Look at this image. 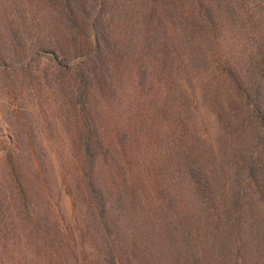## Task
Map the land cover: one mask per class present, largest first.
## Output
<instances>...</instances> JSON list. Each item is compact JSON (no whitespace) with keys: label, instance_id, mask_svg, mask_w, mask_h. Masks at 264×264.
<instances>
[{"label":"rangeland","instance_id":"obj_1","mask_svg":"<svg viewBox=\"0 0 264 264\" xmlns=\"http://www.w3.org/2000/svg\"><path fill=\"white\" fill-rule=\"evenodd\" d=\"M49 1L0 0V154L10 146L30 150L24 157L40 166L46 179L41 187L55 215L83 228L85 208L92 220L89 202L67 191L76 175V154L70 150L79 142L70 138L68 129L75 122L65 99L74 93L75 82L59 65L63 58H73L72 32ZM81 1L90 40L95 39L91 23L100 15L101 51L116 99L111 115H127L142 136L155 128L154 141L146 136L142 142L154 143L162 156L168 155L156 159L161 164L147 160L151 178L159 184L158 222L169 224L170 217L181 214L185 219L179 225L196 231L212 217L207 235L216 244V255L264 264V130L251 124V106L246 105L258 100L264 106V0H209L212 20L204 30L192 24L190 0H165L170 11L159 30L146 23L149 0H105L102 6L103 0ZM227 66L248 84L246 98L235 92L223 69ZM143 68H154L153 74L164 68L156 76L163 85L148 94L151 84L146 83L138 95L134 73ZM138 96L145 102L132 105ZM185 134L188 150L178 141ZM131 139L139 143L135 133ZM181 152H188L189 166L201 169V184L187 180L184 168L175 172L174 156ZM6 185L0 164V195L9 202ZM108 191V209L118 214L116 196ZM152 199L154 203L156 197ZM0 208L6 207L0 203ZM88 225L82 233L94 238Z\"/></svg>","mask_w":264,"mask_h":264},{"label":"trees","instance_id":"obj_2","mask_svg":"<svg viewBox=\"0 0 264 264\" xmlns=\"http://www.w3.org/2000/svg\"><path fill=\"white\" fill-rule=\"evenodd\" d=\"M149 1L150 12L145 15L146 23L148 27L156 25L155 29L159 30V24L170 11L169 6H166L165 0ZM49 2L58 11L61 23L72 32L70 44L74 47L73 58H63L62 62L55 50L51 52L75 82L72 86L74 93L65 99L72 108L75 122V128L68 129L72 131L70 138L79 142L70 150L76 154L75 160L72 159L76 175L72 179L73 186H67V191L75 199L87 198L92 220L90 222L85 208L80 221L83 228L64 223L55 215L57 212L41 187L46 179L40 166L33 157L26 159L30 150L14 146L5 148L0 154L2 181L11 194L9 202L3 193L0 195V203L6 207L0 208V264H241L239 260L231 262L223 255H216V244L213 240L209 242L207 235L212 217L207 218L203 226L200 224L196 231H188L186 226L179 225L185 219L181 214L177 218L170 217L173 220L171 227V223L158 222L156 216L160 214L155 208H161L159 184L151 178L147 160L154 159L161 164L156 159L167 157L164 159L167 160L168 155L162 156L154 143L142 142L146 136L154 141L157 135L155 128L142 136L140 131L130 126L127 115L124 117L121 111H115L116 116L110 113L113 112L111 104L116 99L108 81L110 69L101 51V42L105 37L100 34V15L91 23L95 39L90 40L83 28L84 6L81 0ZM189 7L190 18L195 20L192 24L204 30L207 22L212 20L209 0H190ZM196 21L207 24L204 27ZM74 61L78 63L73 65ZM78 64L81 66L78 67ZM153 69L135 71L138 95L142 94L147 84H151L148 94L163 85L156 76L158 72H164V68H156L154 74ZM223 69L235 92L246 98L248 84H243L230 67ZM101 98L109 99L102 105ZM142 99L135 97L131 103H144ZM252 103H246L248 109L251 106V124L264 130V106L258 100ZM100 110L109 114L104 115ZM107 123L109 128L106 129ZM133 133L139 139L137 145L131 139ZM15 137L19 139L18 134ZM13 141L12 137L11 143ZM178 141H184L185 146H179L188 150L186 134ZM187 158L188 152L174 156L175 172L178 175L184 168L182 171L187 180L195 179L201 184V169L189 166ZM106 190L116 196L115 202L120 208L118 214L108 209L110 202L106 199ZM86 225L95 231L94 238L82 233Z\"/></svg>","mask_w":264,"mask_h":264}]
</instances>
